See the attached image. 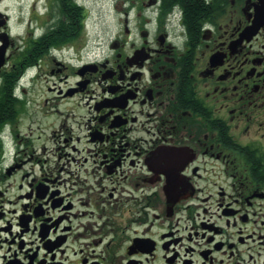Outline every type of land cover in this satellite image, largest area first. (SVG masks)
<instances>
[{
	"label": "flooded vegetation",
	"instance_id": "obj_1",
	"mask_svg": "<svg viewBox=\"0 0 264 264\" xmlns=\"http://www.w3.org/2000/svg\"><path fill=\"white\" fill-rule=\"evenodd\" d=\"M122 1L0 0V264H264V0Z\"/></svg>",
	"mask_w": 264,
	"mask_h": 264
},
{
	"label": "rangeland",
	"instance_id": "obj_2",
	"mask_svg": "<svg viewBox=\"0 0 264 264\" xmlns=\"http://www.w3.org/2000/svg\"><path fill=\"white\" fill-rule=\"evenodd\" d=\"M123 4L122 0H89V5L91 6L97 21V26L99 32L101 33L103 43H108L111 39L110 35L115 31L120 29V11H118V6L121 8ZM107 34V36H105ZM109 35V36H108ZM51 118H46L45 121H49ZM28 119H24L28 128ZM34 135L40 132L38 127H33Z\"/></svg>",
	"mask_w": 264,
	"mask_h": 264
},
{
	"label": "trees",
	"instance_id": "obj_3",
	"mask_svg": "<svg viewBox=\"0 0 264 264\" xmlns=\"http://www.w3.org/2000/svg\"><path fill=\"white\" fill-rule=\"evenodd\" d=\"M192 10H193V11L191 12V15L194 17V15H195L194 8H193Z\"/></svg>",
	"mask_w": 264,
	"mask_h": 264
},
{
	"label": "water",
	"instance_id": "obj_4",
	"mask_svg": "<svg viewBox=\"0 0 264 264\" xmlns=\"http://www.w3.org/2000/svg\"><path fill=\"white\" fill-rule=\"evenodd\" d=\"M43 237H45V236L43 235Z\"/></svg>",
	"mask_w": 264,
	"mask_h": 264
}]
</instances>
